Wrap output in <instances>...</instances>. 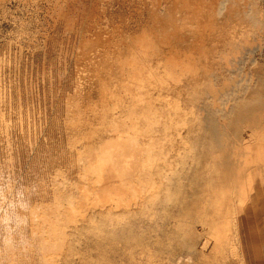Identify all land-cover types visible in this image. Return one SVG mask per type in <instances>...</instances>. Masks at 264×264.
I'll list each match as a JSON object with an SVG mask.
<instances>
[{
    "label": "bare ground",
    "instance_id": "1",
    "mask_svg": "<svg viewBox=\"0 0 264 264\" xmlns=\"http://www.w3.org/2000/svg\"><path fill=\"white\" fill-rule=\"evenodd\" d=\"M73 1L68 20L79 21L70 9L107 19L79 32L75 97L61 111L75 160L56 170L53 202L27 214L38 264L242 262L264 184V2Z\"/></svg>",
    "mask_w": 264,
    "mask_h": 264
},
{
    "label": "rangeland",
    "instance_id": "2",
    "mask_svg": "<svg viewBox=\"0 0 264 264\" xmlns=\"http://www.w3.org/2000/svg\"><path fill=\"white\" fill-rule=\"evenodd\" d=\"M60 1L63 5L59 0H0V264L6 260L5 264H16L17 260V264H38L27 214L31 205L41 201L40 198L48 205L53 202V187L59 189L61 186L56 170L71 168L72 160H75L74 153L67 147L61 111L65 113L67 105L64 104L75 97L78 81L75 67H78L76 61L81 44L78 39L84 37V32L94 24L98 27V22L102 24V19L107 18L89 15L93 18L91 21L89 16L84 19L85 15L80 11L70 9V16L75 14L79 19H74L78 23H73V17L68 20L61 10L66 11L74 1ZM116 5L122 8L116 3L113 12L118 9H115ZM116 12L113 20L119 22L121 18L117 17L118 10ZM88 33L85 39L89 37ZM249 203V207L254 206L251 201ZM16 212L20 215L18 225ZM252 213L248 222L250 231L241 233L242 262L230 256L225 260L188 261L69 260L68 264H264V208L261 206ZM29 249L34 254L26 259Z\"/></svg>",
    "mask_w": 264,
    "mask_h": 264
},
{
    "label": "crops",
    "instance_id": "3",
    "mask_svg": "<svg viewBox=\"0 0 264 264\" xmlns=\"http://www.w3.org/2000/svg\"><path fill=\"white\" fill-rule=\"evenodd\" d=\"M250 201L252 203H254V206H253V204L250 205L251 211H249V218L253 214L252 211L253 212L256 211L257 208L261 209V206H262V208H264V184H260V183L256 184V191L251 196ZM248 221H250V220H247L246 224H245V226H247L246 232L250 231V225H249V223H247Z\"/></svg>",
    "mask_w": 264,
    "mask_h": 264
}]
</instances>
